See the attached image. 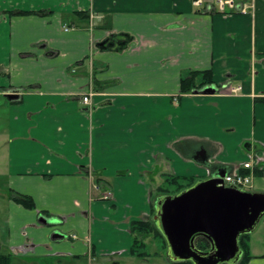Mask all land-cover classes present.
<instances>
[{"label":"crops","instance_id":"1","mask_svg":"<svg viewBox=\"0 0 264 264\" xmlns=\"http://www.w3.org/2000/svg\"><path fill=\"white\" fill-rule=\"evenodd\" d=\"M216 2L0 0L12 264H170L131 255L132 222L153 217L167 177L253 171L243 191L264 193V0L251 14ZM209 69L218 92L181 93ZM255 235L247 264H264Z\"/></svg>","mask_w":264,"mask_h":264},{"label":"water","instance_id":"2","mask_svg":"<svg viewBox=\"0 0 264 264\" xmlns=\"http://www.w3.org/2000/svg\"><path fill=\"white\" fill-rule=\"evenodd\" d=\"M216 91V86L207 85L196 93ZM17 93L10 92L7 97L16 99ZM225 175L219 172L179 193L157 199L152 219L166 240L167 256L172 262L238 264L240 261L239 238L253 232L264 216V193L226 186ZM200 238L209 242V250L198 248L196 242Z\"/></svg>","mask_w":264,"mask_h":264},{"label":"trees","instance_id":"3","mask_svg":"<svg viewBox=\"0 0 264 264\" xmlns=\"http://www.w3.org/2000/svg\"><path fill=\"white\" fill-rule=\"evenodd\" d=\"M213 80V71L212 70H193L188 72L181 78V93H193L197 89H201L204 86L214 84ZM243 174L246 172L241 171ZM96 182L99 187L105 185L102 181V178L96 176ZM195 182L192 178H178L169 176L165 179V185L160 188L161 194H176L180 191L191 187ZM111 192V191H110ZM104 195V194H103ZM13 199L22 204L26 208H34L35 203L33 199L25 194H20L17 192L12 193ZM110 199V198H109ZM153 212L155 213V206H153ZM131 232L133 234L132 246H131V255L136 257H147L150 253L147 251L146 238L148 235H153L160 237L167 247L166 240L161 233V231L156 226L155 221L150 218L148 220H137L132 222ZM250 233L242 234L239 238L240 247L242 250L241 259L238 264H247L251 258V249H250ZM198 248L202 250H209L210 244L207 240L200 238L196 242ZM14 261V256L12 253H0V264H12ZM170 264H193L191 261H180V262H170Z\"/></svg>","mask_w":264,"mask_h":264},{"label":"built area","instance_id":"4","mask_svg":"<svg viewBox=\"0 0 264 264\" xmlns=\"http://www.w3.org/2000/svg\"><path fill=\"white\" fill-rule=\"evenodd\" d=\"M193 4L197 7H201L204 4V0H193ZM213 10L222 13L231 11V12H239L242 14H251L254 10V0H217ZM223 87L225 88L229 87L228 89L231 91V93H237L241 89V86L224 85ZM92 96H93V91L91 90L89 93L83 95L82 101L87 105H91ZM243 168L252 170L253 159H249L245 161L243 163ZM252 178H253V171L243 174L240 170H237L234 172L227 173L224 177V183L226 186L233 185L236 188L243 190L251 184ZM111 196H112V192L109 191L103 195V198L109 199L111 198Z\"/></svg>","mask_w":264,"mask_h":264},{"label":"rangeland","instance_id":"5","mask_svg":"<svg viewBox=\"0 0 264 264\" xmlns=\"http://www.w3.org/2000/svg\"><path fill=\"white\" fill-rule=\"evenodd\" d=\"M4 115H5V112L2 113L3 117ZM0 122H1V119H0ZM8 141H9L8 134L6 133V131L4 132L3 125H0V154L7 152V145L9 144ZM7 163H8L7 160H4L2 162V159H0V170H3L4 173H7ZM0 184H1L0 187L2 188L0 189V252H7L8 248L3 243L6 242V237H7L8 230H9L7 221H8V216H9L8 209L11 204V191L8 189H5L2 183ZM262 231H264V216L263 218L260 219L255 230H253V232L256 233L254 237L256 239L259 238L260 240H262L261 244L264 243V235ZM146 244H147V251L151 254L148 256H152V253L154 250H157L159 252L163 251L162 253L164 255H167V247L160 237H157V236L155 237L152 234L148 235V237L146 238Z\"/></svg>","mask_w":264,"mask_h":264},{"label":"flooded vegetation","instance_id":"6","mask_svg":"<svg viewBox=\"0 0 264 264\" xmlns=\"http://www.w3.org/2000/svg\"><path fill=\"white\" fill-rule=\"evenodd\" d=\"M239 263V262H238Z\"/></svg>","mask_w":264,"mask_h":264}]
</instances>
